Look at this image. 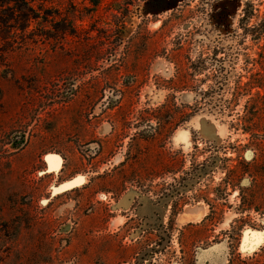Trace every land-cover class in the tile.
<instances>
[{"label": "rangeland", "instance_id": "rangeland-1", "mask_svg": "<svg viewBox=\"0 0 264 264\" xmlns=\"http://www.w3.org/2000/svg\"><path fill=\"white\" fill-rule=\"evenodd\" d=\"M45 3L0 20V264H120L168 222L137 263L264 264V0Z\"/></svg>", "mask_w": 264, "mask_h": 264}, {"label": "flooded vegetation", "instance_id": "flooded-vegetation-1", "mask_svg": "<svg viewBox=\"0 0 264 264\" xmlns=\"http://www.w3.org/2000/svg\"><path fill=\"white\" fill-rule=\"evenodd\" d=\"M182 170L181 171L178 170L177 173H180V172L183 173ZM169 173L175 174L176 172H175V170H171V171L167 170V172H165L164 175L169 174ZM167 178L168 177H164L165 185H166L165 190H168L167 187L169 185V181L167 180ZM225 184H226V188H228V173H226V183ZM198 196L199 195H197V197ZM226 201L228 203V189H227V193H226ZM212 208L215 209V207H212ZM175 212L179 214L180 210L176 209ZM198 219L199 220H197V222L201 223L200 227L209 228V231L213 230L214 232L216 229V223L220 224L221 222H223V218L216 219V217H213L206 212L203 214L202 218H198ZM175 220L172 223H175ZM192 222H193V220H192ZM188 223H191V222L188 221ZM142 226L143 225L141 223V220H138V221L132 220V223L130 225V229L128 232H131V233H133L134 231L137 232V230L141 229ZM168 228H169V222L166 224V227L164 229H162V231L158 232V231H156V227H154V225H151V223H150V225L145 227V229H142L141 232L139 233V236L134 239V241L132 242V246L129 250V253H127V254H125V252H126L125 249L128 248L126 246L127 236L120 237L119 236L120 234H118L116 236L117 237L116 240L118 242L117 248L119 251V255L120 256L124 255V257L122 259L127 260L126 264H142V263H137V260L139 259L138 256L143 251H149L150 247H152L154 244L161 246L163 250H167L168 243L170 240ZM154 232H158L159 236ZM153 235L155 237L157 235L155 243L152 242ZM171 237H172V235H171ZM210 237H211V235L207 236V238L209 240H210ZM213 238H217V236L214 235ZM211 243H213V242H211ZM220 248L221 247H217L216 245L212 246L211 244H209L208 247L201 248L200 251H198V253L195 255V259H194L193 264H218V262H219L218 261V254H219ZM119 260H121V259H119ZM123 260H122L123 263H120V264H125V262ZM153 261H156V259L154 258Z\"/></svg>", "mask_w": 264, "mask_h": 264}, {"label": "trees", "instance_id": "trees-1", "mask_svg": "<svg viewBox=\"0 0 264 264\" xmlns=\"http://www.w3.org/2000/svg\"><path fill=\"white\" fill-rule=\"evenodd\" d=\"M94 1L96 2V0ZM45 2H47V0H0V20L5 19L4 11L13 7L17 8L18 11L21 9H26L29 11V13L25 14L27 18H36L39 16L36 12V9L45 8ZM31 12L34 15H31ZM214 61L218 62L220 60L214 59ZM201 62L200 65L202 64ZM218 68L220 69V66Z\"/></svg>", "mask_w": 264, "mask_h": 264}, {"label": "bare ground", "instance_id": "bare-ground-1", "mask_svg": "<svg viewBox=\"0 0 264 264\" xmlns=\"http://www.w3.org/2000/svg\"><path fill=\"white\" fill-rule=\"evenodd\" d=\"M54 157V156H53ZM57 159V158H56ZM77 181V180H76ZM74 182V181H73ZM70 185V184H69ZM71 186V185H70ZM129 200V199H128ZM195 208V207H194ZM203 208V207H202ZM200 209V208H199ZM203 209L201 210V212ZM193 212V213H192ZM189 211V215H197L200 216L201 212H197L198 214H194L196 210ZM188 214V213H187ZM203 215V214H202ZM196 217V216H195ZM192 218V217H191ZM182 219V217H181ZM194 219V218H192ZM196 219V218H195ZM252 233V232H251ZM250 234V233H249ZM264 239V231H254L251 235L245 237V241L248 242L249 245H255L260 243Z\"/></svg>", "mask_w": 264, "mask_h": 264}]
</instances>
